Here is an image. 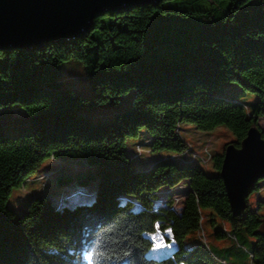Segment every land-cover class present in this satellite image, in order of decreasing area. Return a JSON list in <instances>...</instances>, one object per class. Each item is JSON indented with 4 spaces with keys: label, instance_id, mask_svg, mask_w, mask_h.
<instances>
[{
    "label": "trees",
    "instance_id": "obj_1",
    "mask_svg": "<svg viewBox=\"0 0 264 264\" xmlns=\"http://www.w3.org/2000/svg\"><path fill=\"white\" fill-rule=\"evenodd\" d=\"M137 9L143 10L137 28L129 27L126 12H105L77 40L39 50L0 51V104L18 103L32 126L3 136L0 125V264H244L246 258L264 264V236L258 232L264 219L261 199L255 209L246 199L245 210L233 216L219 173L209 176L199 164L168 158L136 170L125 153L126 140L146 129L150 152L177 158L189 152L179 134L183 124L202 132L224 127L234 135L230 143L235 147L251 127L264 140L259 125L264 118V0H164ZM141 49L157 54L160 78L140 75L146 68ZM70 59L86 66L91 96L55 81L57 65ZM224 82L238 83L256 94L257 102L249 110L214 97ZM130 93V104L109 118L92 120L76 111L116 105ZM60 158H81L96 168L89 200L66 203V194L53 206L48 197L34 194L22 215L7 207L13 189L49 172L47 180L58 174L61 165L30 177L44 160ZM222 160L223 153L212 158L218 172ZM90 181L92 175L76 176L73 182L69 176L55 178L57 185L69 188ZM184 184L178 213L171 202L154 207L161 188L170 193ZM260 189L257 180L250 193ZM201 209L229 223L230 231L222 227L215 236L235 245L212 249L202 242ZM157 231L169 232L167 242L176 245L170 257L148 254ZM193 231L198 241L186 247ZM236 234L255 242L248 250Z\"/></svg>",
    "mask_w": 264,
    "mask_h": 264
},
{
    "label": "rangeland",
    "instance_id": "obj_2",
    "mask_svg": "<svg viewBox=\"0 0 264 264\" xmlns=\"http://www.w3.org/2000/svg\"><path fill=\"white\" fill-rule=\"evenodd\" d=\"M125 18L128 22L130 28H137L141 15L143 13L142 9H131L126 12ZM141 56L146 63V68L143 73L140 75L142 77H148L151 75L160 78L161 71L159 69L160 59L154 51H148L141 49ZM57 76L55 81L61 82L63 85H66L74 89L77 93L91 96L92 92L89 87L87 80L86 66L77 59H70L63 61L57 65ZM214 97L219 99H224L228 101H234L239 104L246 106L249 110L252 105L255 104L258 100V97L254 93L247 92L241 88V86L236 82H224L218 89L213 92ZM132 94H128L126 97L122 98L121 101L113 105L111 103H106L92 109H85L78 107L76 111L78 113H86L92 120H99L109 118L113 113L121 111L126 108L132 98ZM0 125H1V134L3 136H15L19 133L31 131L32 126L29 121L28 114L24 111L18 103L13 104H0ZM259 125L261 129H264V118L259 119ZM179 134L182 136L183 140L187 143L189 152L188 153H197L199 157L204 160L206 163L202 164L201 169L205 174L209 176L218 175V171L214 168L212 158L216 154L224 153L225 147L234 140V135L232 132L224 127H217L208 132H202L197 130L192 124H183L179 130ZM147 139H150V136L146 129H140L139 134L136 138H129L125 143V153L128 157L132 156V166L136 170H147L149 166L161 158H169L170 154H167L165 151L150 152L149 147L145 142ZM181 155V154H180ZM175 159L176 156H175ZM177 163L184 165L182 161L175 160ZM61 165L62 170L59 173L54 174L48 178L46 181L44 176H41L38 181L40 189L43 182H45L44 193L38 189L35 181L30 182L29 185H24L20 189H13L7 200V207L15 211L18 215H22L27 203L30 199V192L35 188L37 189V195L48 197L50 203L53 206H59L58 197L61 191L66 190L65 195H70V200L66 203H72L73 201H86L90 199V196L95 190V175L96 168H88L83 159H68L60 158L44 160L38 167L37 171L34 172L30 177L38 176L42 172L55 169L57 166ZM54 166V167H53ZM67 174V175H66ZM58 175L69 176L71 181L75 180L76 176L80 175H92V181L70 185V188L67 185L59 186L55 182V178ZM44 177V178H42ZM181 185V184H180ZM258 185L260 186V191L258 193H250L248 195V203L252 209H255L258 205L259 199L263 202L259 213L264 215V179L258 180ZM42 190V189H41ZM187 187L184 184L179 186L176 189L169 191L166 187L161 188L158 192L155 193V199L153 200L154 207L162 208L166 207L170 202L171 209L175 210L177 213L182 208V200L186 195ZM89 197H86V196ZM183 197V198H182ZM201 227L204 233V241L202 236H200L202 242L207 241L208 245L212 247L221 248L224 246L235 245L232 240L227 238H217L215 233L221 231L222 227L226 228L227 231H230L231 227L228 222L222 221L217 217L211 209H201ZM169 232L166 231V235L161 236L155 233V236L152 235L151 241L153 248L148 253L150 256L161 259L170 257L173 250L176 248L174 242L167 241L169 237ZM201 233V230H200ZM237 238L246 245L245 247L249 250L253 243L255 242L253 237L246 236V241L242 240L238 234ZM165 238V241H164ZM197 231L190 232L188 237L184 241V245L189 247L195 244L198 240ZM159 242V243H158ZM165 242V243H163ZM163 249V250H162ZM213 249V248H212ZM219 257H222L219 255ZM218 264V263H217ZM244 264H250L248 259Z\"/></svg>",
    "mask_w": 264,
    "mask_h": 264
},
{
    "label": "water",
    "instance_id": "obj_3",
    "mask_svg": "<svg viewBox=\"0 0 264 264\" xmlns=\"http://www.w3.org/2000/svg\"><path fill=\"white\" fill-rule=\"evenodd\" d=\"M164 0H0V51H32L77 40L105 12H127ZM233 216L246 208L253 184L264 178V140L251 127L239 147L228 144L219 171ZM264 236V219L259 228Z\"/></svg>",
    "mask_w": 264,
    "mask_h": 264
},
{
    "label": "built area",
    "instance_id": "obj_4",
    "mask_svg": "<svg viewBox=\"0 0 264 264\" xmlns=\"http://www.w3.org/2000/svg\"><path fill=\"white\" fill-rule=\"evenodd\" d=\"M168 159L169 160H178V161L180 160V161L183 162L184 165L185 164L196 163V164H199V165L202 166V164H205L206 163L204 160H202L199 157V155L197 153H188V152L181 154L180 156L177 157V159H175V156L174 155L170 156ZM51 174H52V172H49V173H47V174L44 175L45 178L44 177H42V178H44L45 180H47V177L49 175H51ZM64 197H65V190L61 191V193L59 195V198H58L59 199V202H61L64 199ZM156 234L161 235V236L166 235V234H161L159 231H157ZM199 234L202 236L203 241H204V238L205 237H204L203 231L201 230V233H199ZM154 236H155V234H154ZM164 241H165V238H164ZM165 242H167V241H165ZM165 242H163V243H165Z\"/></svg>",
    "mask_w": 264,
    "mask_h": 264
},
{
    "label": "crops",
    "instance_id": "obj_5",
    "mask_svg": "<svg viewBox=\"0 0 264 264\" xmlns=\"http://www.w3.org/2000/svg\"><path fill=\"white\" fill-rule=\"evenodd\" d=\"M54 167V166H53ZM49 170H51V169H49ZM41 175V174H40ZM39 176V175H38ZM39 183H41L40 181H35V185L37 184V186H38V189H40V186H39ZM27 185H29V184H27ZM37 189L35 188L33 191H31L29 194H30V196H32V195H36L37 194ZM39 192H41V189L39 190ZM224 247H226V246H224Z\"/></svg>",
    "mask_w": 264,
    "mask_h": 264
},
{
    "label": "bare ground",
    "instance_id": "obj_6",
    "mask_svg": "<svg viewBox=\"0 0 264 264\" xmlns=\"http://www.w3.org/2000/svg\"><path fill=\"white\" fill-rule=\"evenodd\" d=\"M201 236V235H200ZM163 250V249H162Z\"/></svg>",
    "mask_w": 264,
    "mask_h": 264
}]
</instances>
